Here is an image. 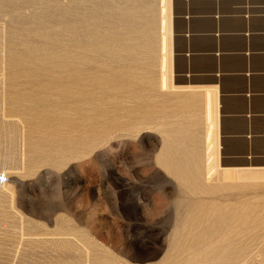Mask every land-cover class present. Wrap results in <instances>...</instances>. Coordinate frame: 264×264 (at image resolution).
I'll return each mask as SVG.
<instances>
[{"label":"rangeland","instance_id":"1","mask_svg":"<svg viewBox=\"0 0 264 264\" xmlns=\"http://www.w3.org/2000/svg\"><path fill=\"white\" fill-rule=\"evenodd\" d=\"M159 2L0 0V264H230L219 234L264 264L263 170L205 179V108L160 89Z\"/></svg>","mask_w":264,"mask_h":264},{"label":"crops","instance_id":"2","mask_svg":"<svg viewBox=\"0 0 264 264\" xmlns=\"http://www.w3.org/2000/svg\"><path fill=\"white\" fill-rule=\"evenodd\" d=\"M229 1L176 16L173 91L212 102L225 169L264 170V0Z\"/></svg>","mask_w":264,"mask_h":264},{"label":"bare ground","instance_id":"3","mask_svg":"<svg viewBox=\"0 0 264 264\" xmlns=\"http://www.w3.org/2000/svg\"><path fill=\"white\" fill-rule=\"evenodd\" d=\"M159 7H160V23H159V26H160V33H161L160 41H159V54H160V64H159V70H160V82L159 83L160 84L159 85H160V89L163 90V91H167V90H172L173 91V90H176L177 87L175 88L173 86V83H172V65H173V51H172V49H173V39H172V37H173V34H172V30H173L172 0H160ZM74 25L75 26H78V24L76 25V23ZM76 28L77 27H74L73 28L74 31L75 30L76 31L79 30V29H76ZM112 41H113V39H112ZM113 43H115V42H112V44ZM75 46H77V45H73V47H75ZM68 54H69L68 56H70V55L72 56V52H69ZM68 58H69V60H70V58L72 60V58H74V57H68ZM74 63L76 64V66L77 65H79L81 67L84 66L83 65V59L79 58L78 55L76 56V60H75ZM73 66H75V65L73 64L72 67ZM79 66H77V68ZM77 70H74V72H71V74H68V75L69 76H73L74 75V77L80 76V73H79L80 71L78 72ZM204 113H205L204 116H205V123H206L205 124L206 125V132H205V136H204V140H203L204 141V144L203 145H205L204 146L205 147V157H204L205 162H204V172L203 173H205V179L211 180L214 177L215 174H217V173H220L221 174V172H219V170H222L223 175L227 179H231L233 176H236L237 178H241V177L243 178V175H242L243 172L240 171V170H238L239 168H236V169H234L232 171L233 168L232 169H227V168L225 169V168H222L220 166L219 143H218V139H217V135H216V126L217 125L215 123V121H216L215 119L216 118L214 119L213 106H212V102L211 101H208V103H207V105L205 107V112ZM173 140H175V139H173ZM173 146L171 145V146H168L166 148V151H167V153H166L167 157L166 158L169 161L168 163H170L172 165V167L177 171V173H179L180 176H183L184 177V179L186 180V182L188 181V183L190 185H193V183L196 184V181H197L198 178L196 177V173L193 172V169L194 168H192V166L190 167V165H188L187 163H184V161H181V160H183V157H182V159H180V156H179L180 153L178 154V151H176L177 148L176 147H173ZM181 155H182V153H181ZM161 161H160V163H161ZM165 163L167 164V162H165ZM166 164H164V165H166ZM194 165H195V163H194ZM194 165H193V167H194ZM246 176H249L248 179H250L252 181L253 180H256V181L257 180H263L264 181V170L262 172H259V173H256V172L250 173V174H248ZM204 194H205V191H204ZM223 219L226 220L227 218L224 217ZM224 220H223V222H224ZM230 221H234V223H235L237 220H235V219L234 220L229 219L228 222H230ZM224 224H226V221H225ZM235 224L237 225V223H235ZM222 229L224 230V228H222ZM238 229H239L238 226L235 227L234 229H231L230 234L233 233V234H235L234 235L235 237H238L239 236ZM228 231L229 230H227V232H225V234L226 233L228 234ZM216 232L218 233V231H216ZM215 233H214V235L217 234V233L216 234ZM177 235L178 236H181V233L179 231H177ZM189 235H191V234L189 233ZM204 235H206V234H204ZM220 235L221 234H219L218 237H216V241L217 242H214V240H213V242L211 241L212 243L210 245H216L215 247L217 248V244L224 245V243H226V247L223 246L225 249L223 248L224 251L222 253L220 252L221 255H219L218 257L216 256L214 258L212 256V258L209 257V259L210 260L213 259L214 261L220 259L221 261L223 260L224 262H227V263H230L231 262L230 264H232V263L236 264V262L238 264H240L239 263L240 262V259L244 256V254L243 253H241V254L240 253L239 254L237 253L238 255H233L230 250H227V248H231V250H233V251H235L236 249H238L237 248L238 242H231L230 240H228L229 237H227V236H229V235H225L224 236V234H222L223 235V238H221L222 235L221 236ZM209 237H211V236L209 235ZM226 237L228 239L225 240ZM175 238H177V237L175 236ZM217 238H221V239L218 241ZM177 240H178V238H177ZM208 242H210V240H208ZM222 245H220V246H222ZM220 246L218 245V248ZM232 248H234V249H232ZM220 251H222V248H221ZM193 253H194V251H193ZM234 253L236 254V252H234ZM217 254H219V253H217ZM214 261H211V262L213 263Z\"/></svg>","mask_w":264,"mask_h":264},{"label":"water","instance_id":"4","mask_svg":"<svg viewBox=\"0 0 264 264\" xmlns=\"http://www.w3.org/2000/svg\"><path fill=\"white\" fill-rule=\"evenodd\" d=\"M174 34H176V31H175V26H174Z\"/></svg>","mask_w":264,"mask_h":264},{"label":"snow or ice","instance_id":"5","mask_svg":"<svg viewBox=\"0 0 264 264\" xmlns=\"http://www.w3.org/2000/svg\"><path fill=\"white\" fill-rule=\"evenodd\" d=\"M0 179H3V177H0Z\"/></svg>","mask_w":264,"mask_h":264}]
</instances>
